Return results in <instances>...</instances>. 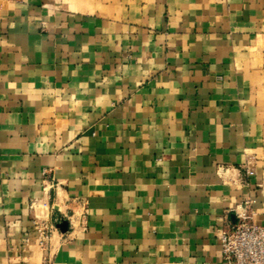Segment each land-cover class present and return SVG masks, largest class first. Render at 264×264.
Wrapping results in <instances>:
<instances>
[{
	"label": "crops",
	"instance_id": "0c3cea01",
	"mask_svg": "<svg viewBox=\"0 0 264 264\" xmlns=\"http://www.w3.org/2000/svg\"><path fill=\"white\" fill-rule=\"evenodd\" d=\"M246 199L264 0H0V264H224Z\"/></svg>",
	"mask_w": 264,
	"mask_h": 264
},
{
	"label": "built area",
	"instance_id": "2783aa9c",
	"mask_svg": "<svg viewBox=\"0 0 264 264\" xmlns=\"http://www.w3.org/2000/svg\"><path fill=\"white\" fill-rule=\"evenodd\" d=\"M234 211L236 220L219 232L224 264H264V224L254 220L251 200L246 199ZM40 236L44 241L49 233L43 229Z\"/></svg>",
	"mask_w": 264,
	"mask_h": 264
},
{
	"label": "water",
	"instance_id": "95a60500",
	"mask_svg": "<svg viewBox=\"0 0 264 264\" xmlns=\"http://www.w3.org/2000/svg\"><path fill=\"white\" fill-rule=\"evenodd\" d=\"M67 221H63L61 222L58 227L62 230V231H65L67 229Z\"/></svg>",
	"mask_w": 264,
	"mask_h": 264
}]
</instances>
